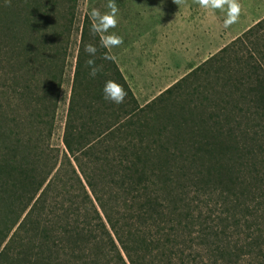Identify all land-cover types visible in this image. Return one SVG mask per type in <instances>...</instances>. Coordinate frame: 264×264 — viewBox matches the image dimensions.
I'll return each mask as SVG.
<instances>
[{
  "label": "trees",
  "instance_id": "obj_1",
  "mask_svg": "<svg viewBox=\"0 0 264 264\" xmlns=\"http://www.w3.org/2000/svg\"><path fill=\"white\" fill-rule=\"evenodd\" d=\"M77 4L0 0V264H264V72L250 64L239 81L243 111L225 46L215 94L170 110L168 126L154 106L174 104L180 81L141 106L85 15L64 148L51 149ZM107 80L123 103L103 99ZM11 94L24 108L10 119Z\"/></svg>",
  "mask_w": 264,
  "mask_h": 264
},
{
  "label": "rangeland",
  "instance_id": "obj_2",
  "mask_svg": "<svg viewBox=\"0 0 264 264\" xmlns=\"http://www.w3.org/2000/svg\"><path fill=\"white\" fill-rule=\"evenodd\" d=\"M107 4L108 0H78L55 109L53 133L48 139L51 149L64 148V128L80 44L79 28L85 15H89L97 24L90 13L93 9L107 12ZM116 4L119 9L116 26L109 27L105 20L97 27L107 29L99 31L103 41L110 39L113 33L122 37L121 44L108 49L139 104L145 106L157 100L165 89L180 81L179 93L176 91L172 97L175 102H170L173 105L166 100L164 103L156 102L153 113L158 115V122L170 126V110L186 104L199 105L202 90L215 94L214 88H217L218 82L214 73L220 69L222 62L211 57L229 44L226 54H230V57L227 56V60H230V79L237 84L236 87L230 85V91L235 102L245 111L248 104L241 99L247 87L240 85L239 81L244 79L242 82H248L247 76L243 75L250 69V64L264 72V26L257 28L253 34L243 33L264 18V0H206L205 3H201V0H116ZM239 37L241 39H237ZM209 58L211 60L205 64ZM199 66H203L205 73H190ZM20 101L18 95H12L9 101L12 109L8 115L10 119L22 115L24 105ZM203 102V108H206V102ZM7 103L5 99L0 100L1 106ZM147 113L153 115L148 109ZM200 204L205 210L202 201ZM236 264L259 263L245 257Z\"/></svg>",
  "mask_w": 264,
  "mask_h": 264
},
{
  "label": "clouds",
  "instance_id": "obj_3",
  "mask_svg": "<svg viewBox=\"0 0 264 264\" xmlns=\"http://www.w3.org/2000/svg\"><path fill=\"white\" fill-rule=\"evenodd\" d=\"M205 2L206 0H201V3H205ZM107 8L108 11L105 13H101L99 12V10L93 9L90 15L93 17L95 21H97V24L103 23L106 20L107 25L109 27L114 28L118 23L117 16L119 12V9L116 4V0H108ZM97 24L92 25L91 30L94 33L101 30L103 31L107 30L103 28H98ZM122 42H123L122 37L113 33L110 39L101 42V46L106 48L114 47V46H118ZM84 50L89 55V57H95L97 53V47L92 44L86 45ZM88 67L90 69L89 75L95 78L100 69L97 66H95L94 59L88 60ZM114 87L116 91H114ZM126 95H127L126 90L122 85L119 84L118 81L115 80L105 81L102 89V97L105 101L114 104H121L124 102V98L126 97Z\"/></svg>",
  "mask_w": 264,
  "mask_h": 264
}]
</instances>
